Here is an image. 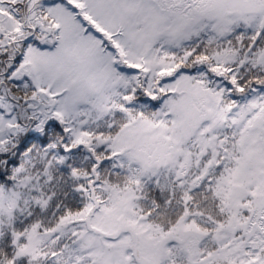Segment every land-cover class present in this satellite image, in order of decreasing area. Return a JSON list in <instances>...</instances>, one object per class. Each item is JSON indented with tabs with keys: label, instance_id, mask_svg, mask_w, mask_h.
<instances>
[{
	"label": "snow or ice",
	"instance_id": "snow-or-ice-1",
	"mask_svg": "<svg viewBox=\"0 0 264 264\" xmlns=\"http://www.w3.org/2000/svg\"><path fill=\"white\" fill-rule=\"evenodd\" d=\"M0 264H264V0H0Z\"/></svg>",
	"mask_w": 264,
	"mask_h": 264
}]
</instances>
